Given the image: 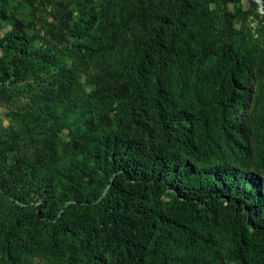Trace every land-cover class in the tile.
Listing matches in <instances>:
<instances>
[{
    "label": "rangeland",
    "instance_id": "374dc122",
    "mask_svg": "<svg viewBox=\"0 0 264 264\" xmlns=\"http://www.w3.org/2000/svg\"><path fill=\"white\" fill-rule=\"evenodd\" d=\"M261 3L0 0V38L17 23L26 31L28 59L37 62L36 70L22 78L12 74L22 63L15 67L8 62L6 70L12 74L8 78L0 66V240L24 209L45 208L60 195L66 196L64 207L74 205L69 214L90 206L98 218L89 243L96 259L89 261L82 242L70 233L59 236L54 246L52 225L26 224L18 233V264H148L154 235L152 208L167 211L182 191L171 180L151 185L119 176L120 163L128 154L143 162L154 150L171 149L191 135L189 143L196 153L183 149L179 155L188 163H199L194 169L200 173L210 169L217 155L237 164L236 154L227 146L224 153L215 151V127L225 140L232 139L223 125L222 104L211 109L201 105L190 117L178 108L183 89L190 90L188 96L199 94L195 91L204 90L207 82H212L218 97L230 99L234 83L227 76L229 66L220 60L227 41L254 57L246 86L238 90L243 105L228 100L233 106L225 109L233 121L249 128L245 167L252 177H248L264 179ZM85 13L93 16L94 23L85 35L74 36L71 27ZM103 25L115 34L113 45L105 42ZM153 37L161 44L154 46ZM139 46L147 51L151 66L144 71V86L125 97L121 83L126 82L125 69ZM9 53L0 48V56ZM107 138L115 139L116 149L98 157L96 152ZM115 177L121 181L117 205L109 202L108 193ZM216 206L200 207H205L202 213L211 231L228 244L226 198L221 197ZM225 261L239 264L227 256ZM0 264H8L1 252Z\"/></svg>",
    "mask_w": 264,
    "mask_h": 264
},
{
    "label": "trees",
    "instance_id": "16d2710c",
    "mask_svg": "<svg viewBox=\"0 0 264 264\" xmlns=\"http://www.w3.org/2000/svg\"><path fill=\"white\" fill-rule=\"evenodd\" d=\"M43 1V0H33ZM264 3V0H263ZM160 25L164 22L158 20ZM93 16L88 13L82 14L79 21L71 27L74 36L85 35L93 25ZM231 26V23H230ZM102 35L107 44L113 45L116 41L115 34L107 26L103 25ZM154 46L161 43L153 37ZM0 48L12 52L6 56H0V66L5 78L12 74L22 78L25 74L35 71L37 62L28 59V39L26 31L15 23L12 30L0 38ZM45 58L48 59L45 55ZM220 60L227 65V76L234 83L227 97H218L212 92V82H207L204 90H197L199 94L188 96L190 90L183 89L179 99V112L185 117L194 116L199 108H214L222 104L224 108V127L228 126L229 136L225 140L217 131L213 132V143L222 153L226 146L233 151L237 164H230L226 159L218 155L216 161L210 165V169L201 173L196 168L199 163L182 159L180 151L186 149L195 154V146L188 140L174 143L171 149L161 147L153 151L152 155L143 162H139L134 154H128L120 163L121 173L119 176L129 177L135 182H150L151 185L167 184L170 180L182 191L181 198H177L167 211L153 209L155 215L150 222L153 230L152 246L149 251L148 264H231L225 261L226 256L231 261L239 264H264V179H250L245 167L248 159L245 139L249 128L241 121H233L229 109L233 100L237 106H242L240 87H245L254 65V57L250 51L236 49L231 42H225L220 52ZM8 62L13 65L22 63L10 75L6 70ZM130 65H127L125 83H121L125 97H130L135 87L144 86V71L151 66L150 58L143 46L136 48V52ZM124 71V72H125ZM264 84V83H263ZM243 94H241L242 96ZM199 105V107H197ZM264 123V113L261 116ZM208 135V132L205 131ZM209 144V143H208ZM171 146V145H170ZM116 149L115 139L107 138L102 147L97 150L98 157ZM207 149V146L205 148ZM214 149V148H213ZM205 150V151H206ZM208 163L212 161L207 159ZM252 177V176H251ZM254 183V184H252ZM121 189V181L118 177L110 181L108 188L109 202L119 203L117 194ZM225 197L229 215L227 230L230 242L225 243L223 237H219L210 229L211 223L206 215H203V206L216 209V202ZM66 196L60 195L49 202L48 206H34L32 209H24L19 217L13 222L6 235L0 240V252L5 255L8 264H18L16 255L19 250L18 233L23 225L42 226L52 225V245H58V237L70 233L82 242L87 259L90 261L97 256L89 249L92 236L97 232V216L92 207H78L72 214L69 210L74 205L63 206ZM225 248H227L226 251ZM225 252V253H224Z\"/></svg>",
    "mask_w": 264,
    "mask_h": 264
},
{
    "label": "water",
    "instance_id": "95a60500",
    "mask_svg": "<svg viewBox=\"0 0 264 264\" xmlns=\"http://www.w3.org/2000/svg\"><path fill=\"white\" fill-rule=\"evenodd\" d=\"M257 1H259V2L261 3V0H257ZM261 7L263 8V5H262V3H261Z\"/></svg>",
    "mask_w": 264,
    "mask_h": 264
}]
</instances>
